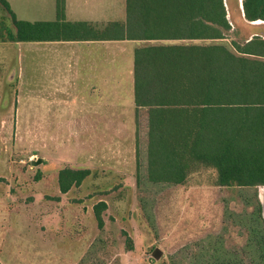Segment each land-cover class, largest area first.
<instances>
[{
  "label": "rangeland",
  "instance_id": "1",
  "mask_svg": "<svg viewBox=\"0 0 264 264\" xmlns=\"http://www.w3.org/2000/svg\"><path fill=\"white\" fill-rule=\"evenodd\" d=\"M227 5L231 24L228 39L193 44L244 42L255 33L264 38V22L247 23L240 13V0H234L232 7L227 0ZM1 15L4 24L13 29L10 19ZM154 44L137 49L136 90L161 78H173L170 53L147 48ZM18 52L14 45L0 44V264H41V259L33 257L35 252L43 257L46 252L49 264L55 261L53 254L58 263L71 264L86 245L80 264H216L214 255L235 264H255L249 248V223L256 201L260 204L263 186L226 185L218 165L196 154L203 153V144L196 145L195 136L190 135L193 129H165L169 137L159 140L158 129H151L147 136L149 129L139 133L129 124L131 127L121 131H90V145L86 144L88 131L41 129L40 101H24L23 93L16 91L15 81L10 80L22 66ZM206 58L205 52L199 56L208 67ZM190 59L188 50H182L183 77ZM139 96L140 104L148 103V96L159 101L152 91L141 96L140 89ZM145 119L146 114L142 122ZM214 130L203 129L205 141L215 138ZM140 157L144 164L140 160L139 166ZM37 159L42 163L33 166ZM86 167L92 176L67 196H60L56 171ZM37 175L43 179L35 180ZM62 200L66 208L64 229L72 231L74 238L66 232L63 239L42 242L27 228L29 222L55 218L52 213L40 214L50 207L47 201L56 207ZM100 201L106 204L101 211V229L93 213ZM7 228L9 232L4 233ZM155 248L162 252L158 260L151 257Z\"/></svg>",
  "mask_w": 264,
  "mask_h": 264
},
{
  "label": "trees",
  "instance_id": "2",
  "mask_svg": "<svg viewBox=\"0 0 264 264\" xmlns=\"http://www.w3.org/2000/svg\"><path fill=\"white\" fill-rule=\"evenodd\" d=\"M0 7L9 14L15 29L12 32L0 19L1 42L55 38L52 33L56 31V24L17 21L4 0H0ZM62 8L63 0H57L59 14ZM242 8L246 21L264 22V0H242ZM151 12L159 15L158 20H148ZM141 13L143 17L150 16L138 24V36L127 31L126 38L154 41L155 46L147 47L149 50L168 51L174 73L171 70L173 78L170 81L161 78L158 83L140 87L141 96L152 91L154 97L159 98L158 102L148 96V103L140 104V89L135 87L139 133L141 129H149L147 136L148 131L150 136L151 129H158L160 140L169 137L165 129H193L190 135L195 136L194 142L203 144V153L196 154L209 157L218 165L226 185L239 182L237 186H264V38L253 36L244 42L230 41L227 45L193 44L228 39L231 25L223 0H159L154 7L143 5ZM182 50H188L192 57L184 77L179 61ZM203 52L207 54L205 65L208 67L199 60ZM144 114L147 116L145 123L142 122ZM203 129L218 130L213 131L215 138L208 142ZM140 143L139 139V152ZM140 160L141 157L139 166L141 161L144 164ZM89 175L88 169L62 168L58 173L60 193L80 186ZM39 179L37 175L35 180ZM104 209L106 204L102 201L93 207L99 229L103 227L101 211ZM250 219L249 248L254 254L253 262L264 264V219L257 201ZM214 262L235 264L217 255H214Z\"/></svg>",
  "mask_w": 264,
  "mask_h": 264
},
{
  "label": "crops",
  "instance_id": "3",
  "mask_svg": "<svg viewBox=\"0 0 264 264\" xmlns=\"http://www.w3.org/2000/svg\"><path fill=\"white\" fill-rule=\"evenodd\" d=\"M4 1L17 21L56 24V31L52 33L54 39L0 41L1 46L14 45L19 48L22 66L13 73L10 80L15 81L18 87L17 89L15 86L16 91L23 93L24 101L33 98L40 101L41 129L88 131L87 145L90 131H121L125 130L123 127H129V124L137 129L135 56L141 45L154 41L131 40L126 38V34L129 31L138 36V24L150 16L147 14L143 17L141 7L145 4L154 7L159 4V0H63L60 14L57 11V0ZM223 3L229 21L227 0H223ZM228 4L232 7L234 0H228ZM234 11L237 12V9ZM240 13L244 18L242 0ZM0 14L10 19L5 10L0 9ZM158 18V14L151 12L148 20L154 22ZM246 22L255 24L257 21ZM7 27L15 32L14 27ZM258 35L255 33L253 36ZM100 136L105 135L100 133ZM84 160L82 159L83 162ZM79 169L90 170L87 167ZM60 170L55 173L57 187ZM90 176L91 170L88 177ZM42 179L43 175L40 180ZM78 187H71L65 194L58 191V194L67 196ZM47 202L50 207L40 216L52 213L55 218L30 220L27 227L29 231L32 228L42 242L47 239H63L66 232L69 237L74 238L72 231L64 229L63 211L66 208L63 200L57 201L56 207L51 206L53 201ZM31 205L32 203L28 204V208ZM74 224L72 222L71 226ZM6 232H9L8 228L4 230ZM87 248L86 245L85 250L71 264H80ZM44 254L43 257L41 253L35 252L33 257L41 259V264H49L48 254ZM53 257L55 261L50 264H63L62 261L58 263L55 254Z\"/></svg>",
  "mask_w": 264,
  "mask_h": 264
},
{
  "label": "water",
  "instance_id": "4",
  "mask_svg": "<svg viewBox=\"0 0 264 264\" xmlns=\"http://www.w3.org/2000/svg\"><path fill=\"white\" fill-rule=\"evenodd\" d=\"M41 163H42V160L37 159L36 161L32 162V165L36 166ZM259 200H260V204L262 208V216L264 218V186L259 190ZM161 255H162V252L158 248H155L151 253V257L155 260H158L161 257Z\"/></svg>",
  "mask_w": 264,
  "mask_h": 264
},
{
  "label": "bare ground",
  "instance_id": "5",
  "mask_svg": "<svg viewBox=\"0 0 264 264\" xmlns=\"http://www.w3.org/2000/svg\"><path fill=\"white\" fill-rule=\"evenodd\" d=\"M258 22H260V21H257V22H255V23H258Z\"/></svg>",
  "mask_w": 264,
  "mask_h": 264
}]
</instances>
